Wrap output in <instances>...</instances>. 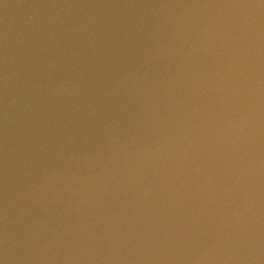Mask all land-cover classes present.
Instances as JSON below:
<instances>
[{
	"label": "water",
	"instance_id": "95a60500",
	"mask_svg": "<svg viewBox=\"0 0 264 264\" xmlns=\"http://www.w3.org/2000/svg\"><path fill=\"white\" fill-rule=\"evenodd\" d=\"M0 264H264V0H0Z\"/></svg>",
	"mask_w": 264,
	"mask_h": 264
}]
</instances>
